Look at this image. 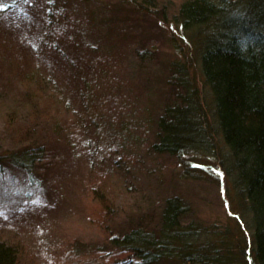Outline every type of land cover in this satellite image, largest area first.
Returning a JSON list of instances; mask_svg holds the SVG:
<instances>
[{"label": "trees", "instance_id": "trees-1", "mask_svg": "<svg viewBox=\"0 0 264 264\" xmlns=\"http://www.w3.org/2000/svg\"><path fill=\"white\" fill-rule=\"evenodd\" d=\"M122 7L126 18L140 14L142 21H173L190 34L193 51L187 60L172 62L167 77L170 98L156 118L151 151L189 163L186 171L191 176L202 175V168L190 157L181 160L182 155H211L217 170L231 180L235 214L249 236L239 240L226 223L199 218L185 198L166 193L125 228L108 230L110 243L127 255L125 263L132 264L134 258L135 264H264V0H123ZM38 24L48 37L57 33L64 37L61 47L53 44V38L46 39L55 52L56 66L64 60L73 62V49L67 46L78 41V32L67 9L51 2ZM149 44L139 39L133 50L141 56L142 49H155ZM101 60L105 67L93 60L90 79L82 78L83 87L71 92V98L61 94L53 77L43 76L42 82L36 70L22 73V61L16 65L17 74H23L15 79L21 89L19 96L12 94V108L4 110L0 122L1 167H20L31 184H39L52 135L72 131L81 121H93V111H102L108 126L124 129L132 124L114 116L116 90H126L116 75L121 60L116 54ZM188 65L195 68L193 75ZM118 96L123 104L126 96ZM99 197L105 200L101 222L113 213L119 218L126 210L116 197L104 193ZM22 252L0 232V264H21Z\"/></svg>", "mask_w": 264, "mask_h": 264}, {"label": "rangeland", "instance_id": "rangeland-1", "mask_svg": "<svg viewBox=\"0 0 264 264\" xmlns=\"http://www.w3.org/2000/svg\"><path fill=\"white\" fill-rule=\"evenodd\" d=\"M51 2L67 9L78 32V41L67 46L73 49V62L64 60L59 66L46 39L53 38V44L61 47L65 46L64 37L57 33L49 38L38 24ZM122 3L0 0V82L4 83L0 88V122L4 110L12 108V94L19 96L21 85L15 80L23 75L15 71L19 62L22 73L29 68L36 70L40 79L53 77L61 94L71 98V92L75 94L79 86L83 87V80L90 79L88 68L93 60L96 66L105 67L101 59L116 54L122 68L118 65L115 72L126 90H116L114 116L132 123L124 129L108 126L105 114L97 110L90 117L93 121H81L70 127L72 131L52 135L47 143L48 161L42 165L44 178L39 184H31L20 167L0 166V232L23 251L21 264H132L125 263L127 255L113 247L107 231L125 228L166 193L185 198L197 217L226 223L239 240L249 236L235 214L238 211L231 180L217 170L211 155H182L181 160L190 157L199 162L196 167L202 168V175L191 176L186 171L189 163L174 162L167 154L151 151L156 118L170 98L167 77L172 62L190 58L193 47L190 34L179 24L157 18L142 21L140 14L126 18ZM139 39L149 41L148 47L155 49H142V55L137 56L133 48ZM46 60L53 66L45 64ZM194 69L189 66L188 73L193 75ZM46 86L47 90L51 88ZM118 94L126 96L122 97L123 104ZM100 193L116 197L126 206L119 218L113 213L105 223L99 221L105 202Z\"/></svg>", "mask_w": 264, "mask_h": 264}]
</instances>
